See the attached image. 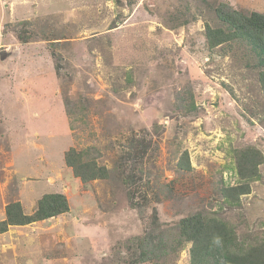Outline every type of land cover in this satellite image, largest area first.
<instances>
[{"label": "rangeland", "instance_id": "rangeland-1", "mask_svg": "<svg viewBox=\"0 0 264 264\" xmlns=\"http://www.w3.org/2000/svg\"><path fill=\"white\" fill-rule=\"evenodd\" d=\"M223 4L264 13V0H0V222L13 201L28 214L47 193L70 204L0 231V264H191L172 233L209 209L264 235V162L240 206L220 192L238 181L234 148L264 156L256 54L207 46ZM70 148H91L109 175L84 183Z\"/></svg>", "mask_w": 264, "mask_h": 264}, {"label": "trees", "instance_id": "trees-1", "mask_svg": "<svg viewBox=\"0 0 264 264\" xmlns=\"http://www.w3.org/2000/svg\"><path fill=\"white\" fill-rule=\"evenodd\" d=\"M225 4L216 8L219 27L206 24L207 46L214 49L233 41L245 42L257 56L260 67V81L264 89V13L252 11L244 13L236 9H226ZM191 105L195 107L194 102ZM91 148H70L65 153V161L73 168L75 175L86 183L109 175L106 166L99 164L97 158L89 154ZM234 169L238 176L236 184H224L220 188L224 205L235 207L241 205V196L251 193V184L261 179L260 165L264 162L263 153L254 146L244 149H233ZM182 167L191 168L188 152L179 161ZM223 206H220V209ZM70 210L67 196L61 192L45 194L38 200L33 213H26L20 201L10 202L6 206V218L0 222V231L8 230L10 225H26L39 220L61 215ZM182 241L190 243L191 264H264V235L251 233L238 235L235 226L219 216L218 211L209 209L204 212L181 218L174 227V232ZM171 234V235H172ZM171 235L161 240L162 252H167ZM146 244L154 242L147 237H140ZM140 242V241H139ZM141 246L146 249V245ZM184 245L177 240L173 250ZM180 247V248H179ZM147 250L143 251L142 260L148 258Z\"/></svg>", "mask_w": 264, "mask_h": 264}, {"label": "crops", "instance_id": "crops-1", "mask_svg": "<svg viewBox=\"0 0 264 264\" xmlns=\"http://www.w3.org/2000/svg\"><path fill=\"white\" fill-rule=\"evenodd\" d=\"M5 2H7L8 0H4Z\"/></svg>", "mask_w": 264, "mask_h": 264}]
</instances>
